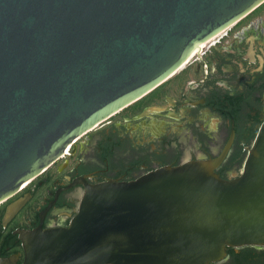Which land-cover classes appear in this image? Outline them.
I'll return each mask as SVG.
<instances>
[{
    "label": "water",
    "instance_id": "water-1",
    "mask_svg": "<svg viewBox=\"0 0 264 264\" xmlns=\"http://www.w3.org/2000/svg\"><path fill=\"white\" fill-rule=\"evenodd\" d=\"M262 3L0 0V204ZM230 141L229 127L216 158L129 181L73 179L36 227L2 239L0 264H219L228 248L264 247V120L215 174Z\"/></svg>",
    "mask_w": 264,
    "mask_h": 264
},
{
    "label": "flooded vegetation",
    "instance_id": "flooded-vegetation-1",
    "mask_svg": "<svg viewBox=\"0 0 264 264\" xmlns=\"http://www.w3.org/2000/svg\"><path fill=\"white\" fill-rule=\"evenodd\" d=\"M144 97L79 137L63 156L0 204L29 197L0 231L37 226L55 190L79 176L129 181L160 167L214 159V173L247 149L264 120V3ZM204 152V153H203ZM207 155H206V154ZM175 158V159H174ZM244 248V247H243ZM256 252L264 247H248ZM239 249H233L237 252ZM229 258L223 263H227Z\"/></svg>",
    "mask_w": 264,
    "mask_h": 264
},
{
    "label": "trees",
    "instance_id": "trees-1",
    "mask_svg": "<svg viewBox=\"0 0 264 264\" xmlns=\"http://www.w3.org/2000/svg\"><path fill=\"white\" fill-rule=\"evenodd\" d=\"M229 258L227 263L219 264H264V251L256 252L252 248L244 247L234 252L233 249H226Z\"/></svg>",
    "mask_w": 264,
    "mask_h": 264
},
{
    "label": "built area",
    "instance_id": "built-area-1",
    "mask_svg": "<svg viewBox=\"0 0 264 264\" xmlns=\"http://www.w3.org/2000/svg\"><path fill=\"white\" fill-rule=\"evenodd\" d=\"M66 151V150H65Z\"/></svg>",
    "mask_w": 264,
    "mask_h": 264
}]
</instances>
